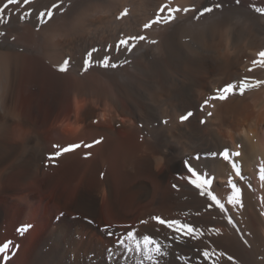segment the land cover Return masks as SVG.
<instances>
[{
    "label": "bare ground",
    "instance_id": "6f19581e",
    "mask_svg": "<svg viewBox=\"0 0 264 264\" xmlns=\"http://www.w3.org/2000/svg\"><path fill=\"white\" fill-rule=\"evenodd\" d=\"M164 6L175 18L154 23ZM129 37L135 49L120 50ZM262 51L264 0H0V264L143 260L115 247L106 226L167 246L159 264H205L195 251L205 248L215 253L207 264H264V70L249 73ZM233 83L239 94L202 110ZM100 138L47 160L53 145ZM187 161L216 177L223 203L208 193V209ZM180 220L205 236L177 243L169 229Z\"/></svg>",
    "mask_w": 264,
    "mask_h": 264
},
{
    "label": "snow or ice",
    "instance_id": "6c2138e0",
    "mask_svg": "<svg viewBox=\"0 0 264 264\" xmlns=\"http://www.w3.org/2000/svg\"><path fill=\"white\" fill-rule=\"evenodd\" d=\"M10 2H14L16 4H19L20 0H10ZM237 3H239V0H237ZM60 7H61V5L59 3H56L53 6H51L50 8H48L46 11H42L38 17L40 24H43L45 22V19H44L45 17H47L48 20H51L53 18L54 12L56 10H58ZM193 11H194V9H193ZM209 11H212V9H209ZM204 14H205L204 10H201V12L199 13L200 16H203ZM28 15L30 16L31 12H29ZM157 15H158V19H156L154 21V23H156V24H160L161 22H163L166 17L169 18L168 22H171V20L175 18V13L173 11H171L168 6L162 7L159 10ZM149 26H151V25H149ZM136 39H138V38H136ZM130 45H131V48L134 50L136 45L133 43L132 37H129L127 39V42H121L120 43V50L127 49V48H129ZM109 51H111V49H109ZM118 54H119V52H118ZM130 54H131V52H129V55ZM109 59L111 60V57H109ZM66 62L70 63V58L66 59ZM255 63H256V68H249V73L255 72L257 70V68L264 70L261 68V63H264V51L257 54V58H256ZM92 66H96V65L90 61L89 67H92ZM58 70L66 72V71H68V67L59 66ZM85 70H87V69H85ZM238 89H239L238 83H233L232 85L225 84L222 87L216 89V92L218 93V95H213L210 98H206L203 101L202 110H205L210 106L214 107L215 102L218 100L224 101V100L229 99L232 95L239 94ZM247 90L248 89H245V92ZM194 115H195L194 112L188 111L179 117V121L181 123H183L184 121L191 119V117ZM207 115L211 116L212 113L208 112ZM94 122H96V121H94ZM206 122H207L206 120H202V123H206ZM162 123H167V120L162 121ZM102 139L103 138L96 139V140L92 141L91 143L80 142V143L68 144L67 146H64V147H61L58 144L53 145V147L56 149V151L49 153L47 156V160L51 161L52 164L54 165L57 161V158L61 157L63 154L74 152L80 148L91 149L93 146L101 143ZM223 151H228V150L225 149ZM229 155H231L230 152H229ZM236 155L238 156L239 153H237ZM90 156H91L90 151H86L84 153L85 159L89 158ZM217 156H219L221 159H223L222 153H215L212 155L211 158H216ZM198 158L199 157H197V159ZM225 162L227 163V161H225ZM233 162H235V161H233ZM185 169L188 173L187 176L190 179L195 180L196 176L202 177V180L197 181V184L199 185V187H197L196 185H193V186L199 191V193L202 192L201 197H204L209 201V203L207 204L208 209H212V206L214 205V201L208 198V193H212L213 196H215L217 200H220V202L223 203L221 198L218 196V194L216 193V191L213 188V184L216 182L215 176H210V175L196 169L188 161L185 163ZM193 173H196V176H193ZM101 175H103V173ZM207 181H210V182L206 183ZM229 189H230V187H229ZM224 215H227L229 217V219H231L232 226L236 227V223L233 220L232 216L228 214V207H226V205H225ZM160 219L166 220V218H163V217H160ZM153 221H155V220H153ZM146 223H147V221L144 222V224H146ZM186 223L187 222L180 220L178 228L173 227V228L169 229L170 232L173 234V239L175 238L176 234L180 235L181 238L178 240H175L177 243L183 242V240L185 238H191V239L194 238L195 240H198V239H201L203 236H205L206 233L204 232L203 229L198 228L197 226H195L192 223H187V226H185ZM160 226L166 227V224H161ZM109 229H110V226L105 227V231H106L107 236L109 238H114V246L115 247L123 249L125 253H132L133 251H135L137 254H140L143 257V260H148L150 262V264H159L158 258L167 257L169 254L168 250H167V246L159 245V242L155 238H152V240L150 242L146 243L145 241H143L142 238L138 237L137 230L131 226L128 229H126L124 232L120 233L119 235H117L116 231H112ZM133 229H135V231H133ZM189 229H191V235H188ZM129 232L133 233L132 237L128 236ZM216 233H218V232H216ZM133 245H134V247H133ZM8 247H9V242H5L3 244V246L0 247V252H3ZM109 251L111 252V248L109 249ZM195 251L199 252V255L196 257L197 261H203V262H205V264H207L208 261H212L213 256L215 255V253L212 250H210L209 248H205L202 251L200 249H196ZM190 259H191L190 257H185L183 255L177 256L178 261H186V260L190 261ZM227 259L232 260L233 257H227ZM143 260H138L137 264H143ZM213 264H214V262H213Z\"/></svg>",
    "mask_w": 264,
    "mask_h": 264
},
{
    "label": "rangeland",
    "instance_id": "374dc122",
    "mask_svg": "<svg viewBox=\"0 0 264 264\" xmlns=\"http://www.w3.org/2000/svg\"><path fill=\"white\" fill-rule=\"evenodd\" d=\"M149 76H151V74H149V73H145L144 74V77H146V78H148ZM154 83H152L151 81L149 82V83H146V84H144L143 85V89H145V90H150L154 85H153ZM139 97H140V99H141V101L142 102H144V101H147V93H146V91H140L139 92ZM150 114H152L151 116H150V118H149V120L147 121V122H149V123H156V118H155V111H154V109H150ZM19 195V196H18ZM18 195L17 194H14V193H12V195H11V198H12V200L14 199L16 202H19L20 201V203L22 202V203H25V201L27 200V198L26 197H29L28 195H27V193H25L24 195L23 194H20V193H18ZM13 196V197H12ZM21 199H20V198ZM38 205V204H37ZM24 208H26V206L24 207ZM25 211V213H27L26 215H28V211H29V209H25L24 210ZM27 211V212H26ZM30 225V224H29ZM190 260H192V259H190ZM174 264H192L190 261H176Z\"/></svg>",
    "mask_w": 264,
    "mask_h": 264
}]
</instances>
